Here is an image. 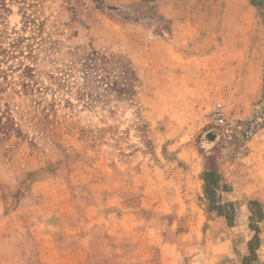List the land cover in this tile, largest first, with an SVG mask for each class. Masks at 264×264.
I'll return each instance as SVG.
<instances>
[{
  "label": "rangeland",
  "instance_id": "obj_1",
  "mask_svg": "<svg viewBox=\"0 0 264 264\" xmlns=\"http://www.w3.org/2000/svg\"><path fill=\"white\" fill-rule=\"evenodd\" d=\"M134 1L150 6L168 0H128L118 11L117 4L104 0H0V34L5 45L30 33L28 17L44 22L34 45L35 60L23 58L24 65L8 71L0 90V206L9 215L7 233L12 235L5 239L14 242L16 229L28 251L32 246L35 249L53 220L50 202L41 197L46 195L48 200V195L60 192L61 187L70 195L77 241L84 238L85 213L92 222L87 232L93 243L88 264H102L100 257L106 259L107 253L116 261L123 260L124 255L115 253L117 246L123 250L139 248L135 264H167L159 244L168 240V216L145 206L143 198L161 192L154 180L168 176V163L191 161L203 168L195 199L202 216L199 239L195 234L191 238L179 235L178 228L171 232L180 236L182 262L209 254L214 264H264V222L249 200L222 202L227 183L222 182L219 172L224 162L244 154L249 138L264 125V42L252 45L257 56L237 60L242 80L256 76L259 81L255 97L245 101L243 110L237 104L219 103L226 122L214 125L210 114L218 94L209 92V106H202L204 98L199 97L205 91L198 78L207 88L211 72L196 74L190 82L183 74H142L143 59L132 52L117 55L99 38L105 34L101 26L105 17H139L143 4ZM187 1L205 6L206 30L216 23L225 33L227 18L240 13H235V0ZM214 6V22H209ZM253 8L257 24L264 27L261 10ZM92 22H97L96 32H92ZM25 44L26 39L22 46ZM248 49L251 54V47ZM250 86L246 90L237 87L239 105H244L248 93H254ZM200 113L203 120L197 126ZM172 114L178 118L189 115L188 127L177 131ZM169 132L173 135L168 137ZM179 151H183L181 156ZM206 170L220 176L215 199L231 215V226L203 197L201 175ZM193 188L196 193L198 185ZM120 213L125 216L118 218ZM147 222L164 224L162 234L146 230ZM108 230L114 232L109 234ZM219 239L230 241L229 254L213 253ZM8 241L0 239V253L8 249ZM248 242L254 250L250 255ZM127 252V258H134ZM111 262L107 260V264Z\"/></svg>",
  "mask_w": 264,
  "mask_h": 264
},
{
  "label": "crops",
  "instance_id": "obj_2",
  "mask_svg": "<svg viewBox=\"0 0 264 264\" xmlns=\"http://www.w3.org/2000/svg\"><path fill=\"white\" fill-rule=\"evenodd\" d=\"M104 1L117 4L116 10L118 11L120 4H125L128 0ZM134 2L143 4L139 7L141 11L138 12L139 17L118 20L109 17L102 19L101 26L105 34L102 33V37L99 38L106 44L108 50L117 55L124 54V56H127V52H132L134 56L143 59L140 68L142 74L153 72L183 74L189 77L187 80L190 82L196 74L211 72L213 77L207 88L204 86L205 81L198 78L205 91L204 94H199V97L204 98L202 101L205 102V105L202 106H206V103L208 106L211 105L212 94L209 92L212 90L222 99L219 101V98L215 96L212 104L228 105V103H232L237 104L240 106V110H243L247 105L245 101L251 102L256 95L259 81L256 76L245 77L242 80L239 66L241 62L237 63V60L251 58L253 54L257 56V53L253 52L252 45L254 46L256 42L260 43L258 46L263 44L264 27L257 24L253 15L254 8L250 3H246L245 0L234 1L235 13L237 10L240 13L235 14L233 18H227L226 31L221 33V30L217 29L216 23L206 30L205 6L199 2L168 0L157 1L150 6H145L146 3H142V1ZM236 5L242 7L238 9L235 7ZM211 10L212 16L208 21L214 22L216 6L211 7ZM144 14L150 16L143 17ZM91 24L92 32H96L94 27L97 22ZM249 47H251V54L248 53ZM159 59L162 60L159 61ZM245 73L247 72H243V74ZM238 86H242L245 90L250 86L249 91L254 90V93L250 92L246 95L244 105L237 103L241 95H239L240 92L238 93ZM188 116L181 115L178 118L174 115L177 131L185 130L188 127L190 121ZM202 120L200 113L199 119L196 120L197 126L201 125ZM170 135L173 134L169 132L168 137ZM247 146L242 156L230 159L220 166L222 182L227 183V189L222 191L221 199L222 202L236 201L242 198L247 201L258 200L262 204L264 217V125L249 138ZM178 148L179 150L183 149V147ZM182 152L179 151L177 154L181 156ZM173 169H176L177 172H172ZM201 170H203L202 167L200 168L199 165L191 161L168 163V176L165 179L154 180L155 185L161 187V192L156 197L144 195L145 206L152 207L154 211L168 216V240L159 244L161 252L166 254L163 259L168 262L167 264H214L213 258L209 254L202 253L201 257L194 255L187 262H182L183 245L180 243V236L171 235V232L178 228L179 235L184 233L186 236L190 235L191 238V235L195 234V238L199 239L201 223L199 217L202 216V210L196 204V194L199 193L197 178ZM195 183L198 185L196 193L193 188ZM149 184L154 186L151 181ZM59 189L60 192L48 195L50 196L48 200H46V195L41 197L45 203L50 202L49 216H52L53 220L47 225L46 234L39 240V244L35 245V249L32 246L31 251H28L26 243L22 241L19 233L15 232L16 229H13L14 242L10 243L5 239L12 236L7 233L10 230L7 223L9 215H5L3 207L0 206V239L8 241V249L6 251L3 249L0 253V264H88V252L93 243L92 236L87 235V232L92 222L89 220V215L85 213L83 217L84 238L82 241H77V229L71 224L73 207L70 195L69 193L65 194L61 187ZM15 213L18 214L17 211ZM120 216H125V214H117L118 218ZM169 218L173 220L169 222ZM186 219L190 220L186 221ZM145 226L146 230L156 232L157 235H161L164 230V224L158 222H147ZM187 226L189 227L186 229ZM112 232L114 231H109V234ZM262 233L264 235V232ZM79 235L81 236V234ZM229 244H231L229 240L219 239L214 243L213 253L216 255L229 254L231 252ZM262 247L264 249V243L261 245ZM115 250L116 254L124 255V259L120 261L121 258H117L116 261L110 258L107 253L106 259L100 257L102 264H107L109 259L112 261L111 264L136 263V256L139 254L136 248L123 250L122 247L117 246ZM127 251L134 255V258H127ZM148 255L150 256V254ZM141 262L142 264L146 263V261Z\"/></svg>",
  "mask_w": 264,
  "mask_h": 264
},
{
  "label": "trees",
  "instance_id": "obj_3",
  "mask_svg": "<svg viewBox=\"0 0 264 264\" xmlns=\"http://www.w3.org/2000/svg\"><path fill=\"white\" fill-rule=\"evenodd\" d=\"M250 5L258 8L262 12V18L264 20V0H249ZM28 23H32L30 28V33L24 37V35H18L17 37L11 39L7 45H5L4 37L0 34V90L4 87V80L7 77L8 71H15L20 66L24 65L23 58H30L32 61L35 60L34 56V45L36 40H38L43 32L44 22L38 21L34 22L33 19L29 20ZM27 23V22H26ZM26 25V24H25ZM264 25V23H263ZM26 39V44L22 46L23 41ZM24 47V48H23ZM22 57V58H20ZM202 181V193L205 200L213 206V209L217 210L218 215H224L228 221V225H232V218L228 212H225L224 204H220L219 201L215 199V190L219 186L220 176L218 172L206 170L201 175ZM250 207L256 208L259 212L260 221H263V210L262 205L257 200L252 199L248 201ZM229 207V206H228ZM230 208V207H229ZM248 254L254 252L253 246L250 242L247 245ZM247 254V255H248ZM248 260L247 256L243 257ZM241 264H246L243 262Z\"/></svg>",
  "mask_w": 264,
  "mask_h": 264
},
{
  "label": "built area",
  "instance_id": "obj_4",
  "mask_svg": "<svg viewBox=\"0 0 264 264\" xmlns=\"http://www.w3.org/2000/svg\"><path fill=\"white\" fill-rule=\"evenodd\" d=\"M210 114L211 123L214 125H222L226 122V117L224 115L223 109L219 103L215 105V108L212 109Z\"/></svg>",
  "mask_w": 264,
  "mask_h": 264
}]
</instances>
